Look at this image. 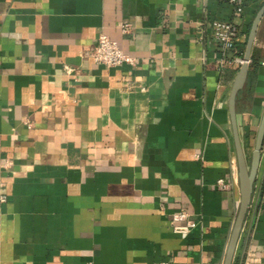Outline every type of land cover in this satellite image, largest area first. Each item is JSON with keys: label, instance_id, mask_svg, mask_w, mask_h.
<instances>
[{"label": "crops", "instance_id": "1", "mask_svg": "<svg viewBox=\"0 0 264 264\" xmlns=\"http://www.w3.org/2000/svg\"><path fill=\"white\" fill-rule=\"evenodd\" d=\"M244 2L0 0V264L223 263L237 69L218 66L209 22L236 23L244 52L264 0ZM100 33L135 65L96 63ZM262 112L264 17L236 96L246 155ZM178 211L196 222L186 237ZM247 252L264 264V146L232 264Z\"/></svg>", "mask_w": 264, "mask_h": 264}, {"label": "water", "instance_id": "2", "mask_svg": "<svg viewBox=\"0 0 264 264\" xmlns=\"http://www.w3.org/2000/svg\"><path fill=\"white\" fill-rule=\"evenodd\" d=\"M262 17H264V4L259 7L251 22L243 52L244 62L238 68L233 78L227 101V108L232 130V139L236 156L239 201L222 264H232L239 234L251 202L253 184L255 182L260 162L262 146H264V112H262L257 126L253 148L249 155V160L247 159L243 144L239 136L236 118V96L237 93L243 88L247 78L251 49L253 46L257 27Z\"/></svg>", "mask_w": 264, "mask_h": 264}, {"label": "built area", "instance_id": "3", "mask_svg": "<svg viewBox=\"0 0 264 264\" xmlns=\"http://www.w3.org/2000/svg\"><path fill=\"white\" fill-rule=\"evenodd\" d=\"M232 5L235 15H240L244 11V0H223ZM213 41L215 42L219 56L217 64L220 68L233 67L238 68L243 64V54L237 45L239 28L234 22L213 19L209 22ZM131 24L125 22L121 25L122 33H129ZM91 58L99 64L108 67L119 66L122 64L135 65L134 56L125 53L117 44L105 33H100L97 36L96 44L90 51ZM30 126V123H27ZM219 184H223L222 180H218ZM6 201V195L0 194V202ZM184 221V223H179ZM170 224L173 232L186 237L192 228L196 226V222L188 217V213L178 211L171 215ZM256 260L253 252H247L242 264H253ZM157 264H168L166 261H160Z\"/></svg>", "mask_w": 264, "mask_h": 264}, {"label": "rangeland", "instance_id": "4", "mask_svg": "<svg viewBox=\"0 0 264 264\" xmlns=\"http://www.w3.org/2000/svg\"><path fill=\"white\" fill-rule=\"evenodd\" d=\"M249 155H250V154H247V155H246L248 160H249Z\"/></svg>", "mask_w": 264, "mask_h": 264}, {"label": "trees", "instance_id": "5", "mask_svg": "<svg viewBox=\"0 0 264 264\" xmlns=\"http://www.w3.org/2000/svg\"><path fill=\"white\" fill-rule=\"evenodd\" d=\"M239 48H240V47H239ZM240 51H241V53H243V48H242V49L240 48Z\"/></svg>", "mask_w": 264, "mask_h": 264}]
</instances>
